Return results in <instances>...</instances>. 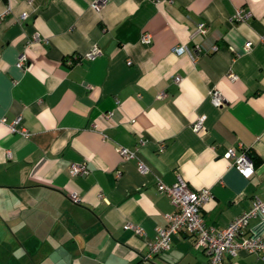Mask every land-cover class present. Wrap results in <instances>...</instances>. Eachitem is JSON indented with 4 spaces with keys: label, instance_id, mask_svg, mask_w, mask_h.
<instances>
[{
    "label": "crops",
    "instance_id": "1",
    "mask_svg": "<svg viewBox=\"0 0 264 264\" xmlns=\"http://www.w3.org/2000/svg\"><path fill=\"white\" fill-rule=\"evenodd\" d=\"M94 1L0 0V264H207L188 233L144 258L175 211L157 183L209 188L201 213L217 228L264 200V0ZM178 44L195 59L173 53ZM72 57L82 59L66 65ZM17 116L28 137L10 130ZM120 146L136 157L123 162ZM240 146L254 163L248 178L223 158ZM80 161L88 172L70 175ZM244 235L264 238V213ZM223 264H264V253Z\"/></svg>",
    "mask_w": 264,
    "mask_h": 264
},
{
    "label": "built area",
    "instance_id": "2",
    "mask_svg": "<svg viewBox=\"0 0 264 264\" xmlns=\"http://www.w3.org/2000/svg\"><path fill=\"white\" fill-rule=\"evenodd\" d=\"M104 2L105 0H95L92 5L98 9ZM25 16L26 13H21V18ZM248 16L249 11L244 8H239L236 9L233 20L242 22ZM196 30L199 33H204V24L199 23ZM34 38H38L37 33L34 34ZM151 40L150 33L143 32L141 34L140 41L142 43L150 44ZM250 47L251 43L247 42L244 45V50H249ZM97 51L98 48L94 47L86 53L85 57H91ZM171 51L177 55L186 54L193 60L196 57L193 50L186 44L175 45ZM81 59L82 57L68 58L65 64L71 66ZM24 60V54H21L17 60V65L21 66ZM130 63L131 61L128 60L127 64ZM229 77L234 79L236 76L230 73ZM179 80L180 77H174L175 82ZM209 97L215 107H222L225 103L223 96L217 89H211L209 91ZM109 116H111V112L105 114V117ZM5 120V117H0L1 122H5ZM20 121L21 116H17L9 122L8 126L12 132H17L22 136L28 137L27 130L18 126ZM202 126L203 122L201 118L197 119L192 125L194 131H199L202 129ZM239 148L240 150L237 151L235 147H229L224 153L223 158L229 160L231 162L230 165L243 177L248 178L254 173V163L247 150L242 146ZM118 152L123 162L130 161L136 157V153L127 147H118ZM7 154L10 156V151H7ZM137 168L142 174L148 171V167L141 160L137 161ZM87 172L88 168L85 161L72 163L69 167L70 175L85 174ZM157 189L160 193H164L170 198L172 205L175 207V211L165 214L166 224L156 229V237L154 240L149 241V251L144 257L145 259H149L153 255L169 249L172 236L178 233H188L194 236L193 246L207 255V264H223L225 256H235L242 251L257 255L264 253V238L244 235L249 220L260 213H264V200L255 197L248 209L235 216L224 227L217 228L207 225L201 213L203 206L212 197V192L209 188L192 189L182 177L177 176L176 180L170 184L159 181L157 183ZM70 198L73 202L79 203L80 199L77 193H71ZM126 227L133 229L139 234L142 232L140 227L132 225L131 223H127Z\"/></svg>",
    "mask_w": 264,
    "mask_h": 264
}]
</instances>
